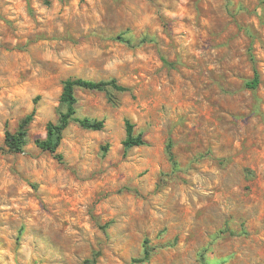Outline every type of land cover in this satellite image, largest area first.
I'll list each match as a JSON object with an SVG mask.
<instances>
[{"label":"clouds","instance_id":"9594fccd","mask_svg":"<svg viewBox=\"0 0 264 264\" xmlns=\"http://www.w3.org/2000/svg\"><path fill=\"white\" fill-rule=\"evenodd\" d=\"M0 264H264V0H0Z\"/></svg>","mask_w":264,"mask_h":264}]
</instances>
